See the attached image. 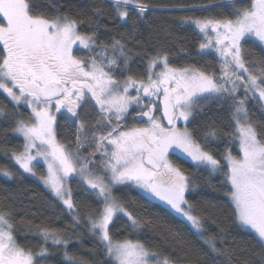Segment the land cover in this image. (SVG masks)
<instances>
[{
  "label": "snow or ice",
  "instance_id": "6c2138e0",
  "mask_svg": "<svg viewBox=\"0 0 264 264\" xmlns=\"http://www.w3.org/2000/svg\"><path fill=\"white\" fill-rule=\"evenodd\" d=\"M110 2L111 10L97 5L89 14L67 4L50 11L51 0H0V92L15 109L8 113L0 107V116L14 122L10 131L23 138L22 148L10 155L22 172L0 168V174L8 179L35 176V164L42 159L46 173L40 180L72 214L73 229L87 225L103 254L101 264H175L142 240L114 238L120 232H113L118 220L129 235L151 223L113 194L116 186H134L162 201L225 264L234 259L236 264H264V55L248 59L252 47L264 53V0H224L231 5L227 15L181 18L201 37L196 56L214 55L215 63L203 66L173 65L166 45L133 53L129 44L150 5ZM174 9L191 10L169 8ZM130 16L129 37L120 33V38L100 39L102 29L110 31L109 23L126 24ZM136 57L142 58V68H133ZM212 101L220 110L227 106V130L217 124L218 117L206 114ZM250 101L258 105L259 116ZM20 107L30 110L27 118ZM89 109L95 113L91 123ZM57 114L74 126L68 133L74 140L57 139ZM129 118L144 123L128 127ZM85 148L89 151L82 154ZM170 155L210 175L221 174L227 219L254 241L252 249L234 239L229 244V229L222 226L215 204L189 201L198 183ZM72 179L84 193L79 203L69 187ZM17 215L13 198L0 196V264H50L51 249H62L66 264H88L69 251L68 229L17 220ZM208 219L219 229L215 235H204ZM18 234L36 238L35 244L22 243ZM170 238L192 251L178 233ZM218 242L228 246L217 247Z\"/></svg>",
  "mask_w": 264,
  "mask_h": 264
},
{
  "label": "trees",
  "instance_id": "16d2710c",
  "mask_svg": "<svg viewBox=\"0 0 264 264\" xmlns=\"http://www.w3.org/2000/svg\"><path fill=\"white\" fill-rule=\"evenodd\" d=\"M150 5L146 16L137 22V31L135 38L129 44L133 53L142 50L149 52L154 51L155 47L166 45L171 63L175 66H184L186 64H196L203 66L206 63H215L214 55L196 56V50L201 37L192 27H187L181 23V18L185 16L191 17H216L221 14L227 15L231 5L224 0H143ZM75 5L76 8H85L91 14V9L97 5L102 6L105 11L111 10L110 0H51L49 10L55 5ZM183 5L191 10L184 11L181 9L169 10L172 6ZM241 6V5H237ZM63 10V9H62ZM134 17L129 18L126 24L123 22L109 23L110 31L101 30L100 39H110L112 36L120 38V33H124L125 37L131 35L133 27L132 21ZM101 24L106 22V17L101 19ZM166 28L167 32L162 31ZM151 36V39H150ZM156 37H160L159 40ZM166 38V39H165ZM183 49V50H182ZM252 56L248 59L264 55L258 46L252 47ZM146 57L143 60L146 61ZM142 58L136 57L133 62V68H142ZM0 107L5 112H12L14 109L10 99L0 92ZM249 107L253 112L260 115L259 107L254 102H249ZM23 118H27V111L20 107L18 110ZM205 112L209 117H218L216 122L227 130V122L229 120V112L227 106L223 110L218 109L215 101L210 102L205 107ZM14 126V122L8 120L6 116H0V168H6L13 172H22L18 165L10 159L11 150L22 148V140L13 134L10 129ZM74 132V126L65 120L59 121L58 138L62 143L67 140H74L73 136L68 133ZM222 149L223 143L219 145ZM5 150L8 154L5 155ZM179 166L185 170L186 174L193 175L198 183V187L187 195L190 202L200 201L207 204L216 205V213L223 219L224 227L229 229L230 235L228 242L231 244L233 239L242 248L252 249L254 241L249 239L248 234L240 229L231 226V222L227 219L228 202L224 196V190L220 187L219 181L221 174L210 175L208 171L196 169L191 163L185 160L179 161ZM34 169L37 175L44 174L42 165L36 164ZM69 187L73 191V198L78 203L84 198V193L77 182L70 181ZM119 200L126 203L128 209L142 220H151L143 230L139 233L128 234L123 227V221L118 220L113 227V232L119 228L120 232L114 238L116 239H132L142 240L150 249L158 250L164 255H170L175 264H225L223 257H219L216 253L203 243V241L194 233L191 226L183 221L177 214L171 212L164 204L146 198L142 193L126 186H116L113 193ZM0 196H10L13 198L18 215L30 220L33 224H40L41 221L51 223L56 228L68 229L72 234V240L69 251L74 255L83 258L88 264H101L104 260L102 252L98 250L93 237L87 231V225L82 222L79 227L73 229L71 227V215L63 205L56 200L44 185L36 178L24 173L16 175L13 179H8L0 174ZM94 203V200H90ZM35 214V215H33ZM205 236L215 235L219 229L211 219L205 222ZM173 233H178L179 237L189 242L192 251L178 246V242L171 237ZM18 238L22 243L31 241L33 244L36 238L29 236L27 240L23 234H18ZM219 242L217 247H226ZM33 250H37L33 248ZM52 255L48 257L50 264H66L63 260L62 249L57 251L51 249ZM233 264H236L235 259Z\"/></svg>",
  "mask_w": 264,
  "mask_h": 264
},
{
  "label": "flooded vegetation",
  "instance_id": "af4514ba",
  "mask_svg": "<svg viewBox=\"0 0 264 264\" xmlns=\"http://www.w3.org/2000/svg\"><path fill=\"white\" fill-rule=\"evenodd\" d=\"M89 112H90V115H89L88 119H89V122L91 123V122L95 119V113H94L91 109H89ZM83 115H84V113L82 112V113H81V116L83 117ZM158 115H160V113H158ZM61 119L67 121L65 115H63V114H57V125H56V131H57V139H58V140H59V138H58V136H59V134H58V126H59V121H60ZM67 122L69 123V121H67ZM143 123H144L143 121H133V120H131V118H129V120H128V127H132L134 124H143ZM165 123H166V122H165ZM88 151H89V149H88V148H85V149H84V152H83L82 154H87ZM96 159H99V157L97 156ZM169 159L172 160L173 163L178 164V165H179L178 160H179V161H182L181 159H177V157H176L175 155H170ZM70 181L76 182L75 179L69 180V182H70ZM128 187L133 188L134 190L136 189L137 191H139L140 193H142L140 190H138V189L135 188L134 186H128ZM142 194H143V193H142ZM143 195H144V194H143ZM144 196H145V195H144ZM145 197L148 198V199H151V200H152V197H150V196H145ZM153 200L158 201V202H161V201H159L158 199H153ZM161 203H162V202H161Z\"/></svg>",
  "mask_w": 264,
  "mask_h": 264
},
{
  "label": "rangeland",
  "instance_id": "374dc122",
  "mask_svg": "<svg viewBox=\"0 0 264 264\" xmlns=\"http://www.w3.org/2000/svg\"><path fill=\"white\" fill-rule=\"evenodd\" d=\"M132 94H135V93L133 92ZM5 95H6V94H5ZM22 108H24V109L27 111V113L30 112V110L27 109L26 107H22ZM179 126L183 127V122H180V125H179ZM16 136H17V135H16ZM17 137H19V136H17ZM19 138L22 140V145H23V138H22V137H19ZM36 164H40V165H42L43 170H44V173H46V166L44 165V162H43L42 159H39V162L36 163ZM36 164H35V165H36ZM34 171L37 172L35 169H34ZM26 174H27V173H26ZM28 175H30V176L36 178L38 181H40V182L42 183V181L40 180V176H38L37 173H36L35 176H33V175H31V174H28ZM42 184H43V183H42ZM137 189H138V188H137ZM138 190H140V189H138ZM140 191L142 192V190H140ZM152 198H154V197H152ZM154 199H156V198H154ZM161 202H162V201H161ZM162 203H163V202H162ZM164 205H165V204H164ZM165 206H166V205H165Z\"/></svg>",
  "mask_w": 264,
  "mask_h": 264
}]
</instances>
